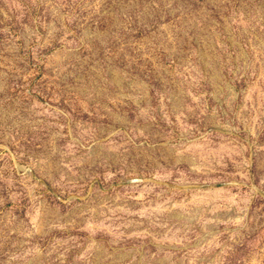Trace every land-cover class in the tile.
Listing matches in <instances>:
<instances>
[{"label":"rangeland","instance_id":"1","mask_svg":"<svg viewBox=\"0 0 264 264\" xmlns=\"http://www.w3.org/2000/svg\"><path fill=\"white\" fill-rule=\"evenodd\" d=\"M0 264H264V0H0Z\"/></svg>","mask_w":264,"mask_h":264}]
</instances>
